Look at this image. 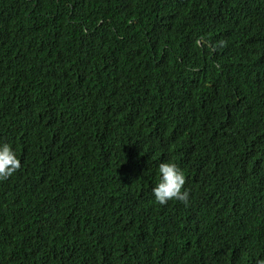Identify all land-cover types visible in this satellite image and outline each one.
Here are the masks:
<instances>
[{"label": "trees", "instance_id": "obj_1", "mask_svg": "<svg viewBox=\"0 0 264 264\" xmlns=\"http://www.w3.org/2000/svg\"><path fill=\"white\" fill-rule=\"evenodd\" d=\"M5 143L0 264H264V0H0Z\"/></svg>", "mask_w": 264, "mask_h": 264}, {"label": "clouds", "instance_id": "obj_2", "mask_svg": "<svg viewBox=\"0 0 264 264\" xmlns=\"http://www.w3.org/2000/svg\"><path fill=\"white\" fill-rule=\"evenodd\" d=\"M224 44L223 41L220 42ZM21 161L7 143L0 146V181H6L21 169ZM160 181L153 188L156 203L161 206L176 200L188 204L190 192L184 188L186 178L183 171L175 164H159Z\"/></svg>", "mask_w": 264, "mask_h": 264}]
</instances>
